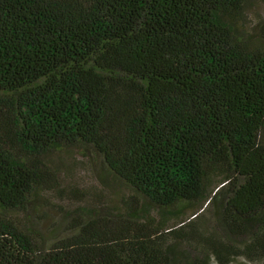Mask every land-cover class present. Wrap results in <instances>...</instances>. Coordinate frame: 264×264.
<instances>
[{"label":"trees","instance_id":"obj_1","mask_svg":"<svg viewBox=\"0 0 264 264\" xmlns=\"http://www.w3.org/2000/svg\"><path fill=\"white\" fill-rule=\"evenodd\" d=\"M248 3L0 0V264H186L210 207L190 264H264V18L245 30ZM67 146L136 199L47 237L10 213Z\"/></svg>","mask_w":264,"mask_h":264},{"label":"rangeland","instance_id":"obj_2","mask_svg":"<svg viewBox=\"0 0 264 264\" xmlns=\"http://www.w3.org/2000/svg\"><path fill=\"white\" fill-rule=\"evenodd\" d=\"M246 6L243 26L245 30H248L254 26L256 21L264 18V1L249 0ZM89 157L90 155H84L83 150L76 146H67L48 153L45 160L55 174L48 184V189L44 190L39 198L32 202L30 211H14L10 215L21 226L37 224L33 231L47 237L54 233L62 235L68 232L67 230L71 229L78 221V212L83 215L96 212L104 219L108 218L109 213H117L116 215L122 216L128 208L133 206V200L136 199L133 192L103 165L93 166L89 162ZM213 212L214 208L210 207L197 220L193 232H200L197 235L198 238L215 227ZM149 215L154 219L158 218V209H152ZM172 222L170 220L167 226H173ZM218 234V232H214L212 237L214 238ZM170 238L167 242L171 241ZM198 238L194 237L178 246V255L180 256V252H183L188 257V259L181 258L184 263L190 264L192 256L194 258L205 253L199 246ZM206 257L210 264H260L258 261H250L241 255L226 263H220L208 254Z\"/></svg>","mask_w":264,"mask_h":264}]
</instances>
